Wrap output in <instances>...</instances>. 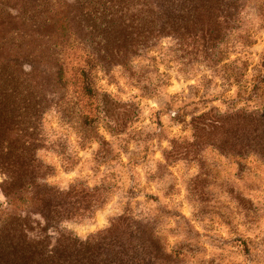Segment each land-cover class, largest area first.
<instances>
[{
  "label": "rangeland",
  "instance_id": "rangeland-1",
  "mask_svg": "<svg viewBox=\"0 0 264 264\" xmlns=\"http://www.w3.org/2000/svg\"><path fill=\"white\" fill-rule=\"evenodd\" d=\"M224 4L226 22L164 33L119 60L77 29L83 50L58 81L35 25L45 0H0V84L34 85L40 102L17 124L31 178L5 192L0 170V211L21 196L30 223L44 216L83 240L129 218L147 264H264V158L240 151L236 134L226 146L221 131L198 129L264 99V0ZM7 101L24 112V99Z\"/></svg>",
  "mask_w": 264,
  "mask_h": 264
},
{
  "label": "trees",
  "instance_id": "trees-1",
  "mask_svg": "<svg viewBox=\"0 0 264 264\" xmlns=\"http://www.w3.org/2000/svg\"><path fill=\"white\" fill-rule=\"evenodd\" d=\"M223 6L224 0H45L42 16L39 11L35 13V25L45 30L39 38L46 48L41 46L47 50V61L59 64L61 81L70 61L79 58L75 54L83 50L77 29L87 31L100 50L119 60L136 53L139 46L150 47L164 33L184 35L194 27H208L224 19L226 22L228 15L223 14ZM80 62L72 66L80 69L83 90L91 93L86 67ZM259 89L260 85L254 84L251 97ZM35 90L34 85L33 90L23 92L0 84V170L6 176L5 192L24 187L31 178L26 162L30 141L25 127L17 124L19 117H32L37 112L40 102L34 101ZM12 95L27 102L24 112L7 101ZM207 120L199 122V130L208 127L221 131L226 146H231L229 139L236 134L240 151L251 149L264 158V99L253 110L240 109ZM15 139L22 142L18 150ZM21 199H7L0 211V264H147L142 230H137V223L129 218L120 217L110 229L83 240L61 231L44 216L42 222L30 223L25 212L19 213L17 202Z\"/></svg>",
  "mask_w": 264,
  "mask_h": 264
}]
</instances>
